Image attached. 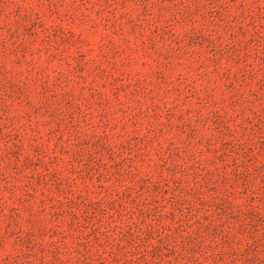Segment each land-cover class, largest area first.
<instances>
[{
    "label": "rangeland",
    "instance_id": "374dc122",
    "mask_svg": "<svg viewBox=\"0 0 264 264\" xmlns=\"http://www.w3.org/2000/svg\"><path fill=\"white\" fill-rule=\"evenodd\" d=\"M0 264H264V0H0Z\"/></svg>",
    "mask_w": 264,
    "mask_h": 264
}]
</instances>
